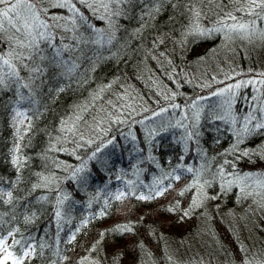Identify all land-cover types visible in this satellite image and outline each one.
<instances>
[{
    "label": "trees",
    "instance_id": "obj_1",
    "mask_svg": "<svg viewBox=\"0 0 264 264\" xmlns=\"http://www.w3.org/2000/svg\"><path fill=\"white\" fill-rule=\"evenodd\" d=\"M25 2L66 63L38 61L46 70L29 88L0 91V235L12 258L27 243L23 264H264V9Z\"/></svg>",
    "mask_w": 264,
    "mask_h": 264
},
{
    "label": "snow or ice",
    "instance_id": "obj_2",
    "mask_svg": "<svg viewBox=\"0 0 264 264\" xmlns=\"http://www.w3.org/2000/svg\"><path fill=\"white\" fill-rule=\"evenodd\" d=\"M168 2L171 3V0H168ZM112 3H115L119 6L120 4L144 3V0H112ZM250 3L252 13H255L256 9H264V0H250ZM0 5H2V7H0V42L7 43L10 49L6 53L0 55V91H6L12 87L18 86L17 93L20 94L19 88H29L30 83H34V78H38V74H43L45 72L46 69L40 67L38 61L43 62L45 60H49L50 65L57 67L66 63V61H57V58L62 55V50L55 47L53 39L50 35H46L45 31L40 30H46L49 26L40 18L39 10L34 3L25 2V0H15V3H13L12 0H0ZM58 6L65 7L67 5L62 4ZM102 6L107 8L109 5L105 4ZM22 7L26 10L27 16L21 15L19 10ZM71 7L73 11H76L74 5ZM155 10L159 11L160 9L156 8ZM115 14L119 15L120 13L117 12ZM149 14L150 12L148 11L144 13V15ZM255 14L259 19L264 20V16H259V13ZM196 16H199V13H196ZM232 18L234 19V17ZM81 19H84V17L81 16ZM18 22H20L19 26ZM5 23L14 29L13 35L7 36L6 38L3 34L8 32L9 29L5 27ZM239 27L243 29L245 28V25L242 24ZM193 31L203 35L206 32L212 30H202L197 26L193 29ZM16 33H19V35H16ZM93 43H99V41H93ZM42 44L46 47H51L54 49V57L50 58L43 54L46 50V47H42ZM64 47L67 48V45ZM5 69H7V71H5ZM68 70L71 71V69ZM21 71L28 73L29 83L23 82L24 78L20 75ZM23 98L24 97L21 94V99ZM22 115L24 114L21 112H16V116ZM247 119L249 122H251L256 120V117L250 113ZM254 127L257 129H264V122H256ZM245 130H247V126L245 127ZM13 163H17V161L13 160ZM33 187H38V185H34ZM160 194L162 193H157V195ZM6 195L9 198L8 202L10 203L13 194L12 192H7ZM116 198L120 199L121 197L117 196ZM138 198L144 200L149 199L150 197L141 195ZM40 199L45 198L41 197ZM193 206H196V201H193ZM55 215L57 218H60L61 212L57 210ZM185 215H187V212ZM119 227L120 226H118V228ZM120 230L130 231L127 226H123L120 228ZM77 231H79V229H77ZM7 235L12 237L13 244L21 243V241L15 239V233L13 231H9ZM71 239L74 240L75 235H73ZM0 249H3L4 252V257L2 260H0V264H6L9 258H12V253L7 246L6 237L2 235H0ZM34 252L35 249L25 243L24 250L21 252L20 256L12 258V264H23V259Z\"/></svg>",
    "mask_w": 264,
    "mask_h": 264
},
{
    "label": "rangeland",
    "instance_id": "obj_3",
    "mask_svg": "<svg viewBox=\"0 0 264 264\" xmlns=\"http://www.w3.org/2000/svg\"><path fill=\"white\" fill-rule=\"evenodd\" d=\"M3 257H4V252H3V250L0 252V260H2L3 259ZM10 258H9V260L6 262V264H10Z\"/></svg>",
    "mask_w": 264,
    "mask_h": 264
}]
</instances>
